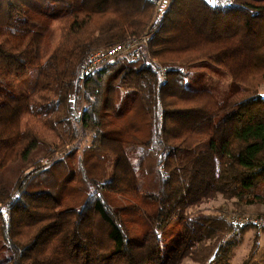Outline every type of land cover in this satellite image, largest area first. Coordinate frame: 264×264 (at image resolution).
I'll return each instance as SVG.
<instances>
[{"label":"trees","instance_id":"1","mask_svg":"<svg viewBox=\"0 0 264 264\" xmlns=\"http://www.w3.org/2000/svg\"><path fill=\"white\" fill-rule=\"evenodd\" d=\"M144 35L138 60L80 78L94 52ZM206 60L231 75L223 99L186 85ZM35 67L17 94L10 81ZM0 81V264H227L226 236L256 227L202 206L264 207V0L162 13L150 0H0Z\"/></svg>","mask_w":264,"mask_h":264},{"label":"rangeland","instance_id":"2","mask_svg":"<svg viewBox=\"0 0 264 264\" xmlns=\"http://www.w3.org/2000/svg\"><path fill=\"white\" fill-rule=\"evenodd\" d=\"M229 2L231 0H228ZM223 2V1H221ZM61 27L62 25L58 22H55L52 27V37L50 41V48H46L44 51V56L42 62L50 55V51L58 44L61 36ZM37 69L38 67L33 68L27 76L23 80H19L18 78H14L10 81L11 85L14 84L15 91L17 94H20V91H31L36 82L37 78ZM24 83V84H23ZM232 84V78L229 72L212 63L211 61H201L192 66L189 70V75L187 79L186 85L191 89H201V88H210L212 89L217 97L223 99L226 92H228L230 86ZM1 86H9V83L5 81H0ZM245 89L246 86L242 85ZM14 88V87H13ZM259 92L264 97V82L259 87ZM27 117L24 118V122H26ZM92 143V134L90 132L81 133V137L77 142L78 147L82 150L86 147L90 146ZM144 152V160L146 164V169L150 172V174L156 175V160L153 151L148 149H142ZM136 161V160H135ZM153 169V171H152ZM150 175V176H151ZM148 176V177H150ZM154 181L153 177L150 181ZM149 181V182H150ZM154 184V183H153ZM154 187V186H153ZM221 205L228 211H235L241 214H252L253 212L244 210V208H236L231 205V203H226L224 200L218 199L216 202L212 201L207 204H204L202 208L207 211L215 210V207ZM228 205V206H227ZM255 213V212H254ZM252 228V229H251ZM249 232L245 236H237L229 234L227 235V240L231 239L236 240V244L233 246L232 251L230 253L229 259L226 261L227 264H264V232L262 235L261 243L259 244V248L255 249V245L258 242L257 237H255L257 227H251ZM11 255V251L8 246L0 239V261L9 258ZM185 264H194L191 260H187Z\"/></svg>","mask_w":264,"mask_h":264},{"label":"built area","instance_id":"3","mask_svg":"<svg viewBox=\"0 0 264 264\" xmlns=\"http://www.w3.org/2000/svg\"><path fill=\"white\" fill-rule=\"evenodd\" d=\"M157 7L159 13L164 12L170 0H150ZM210 3H218L227 0H208ZM149 37L147 35L134 38L124 43H118L107 49H101L94 52L87 63L80 69V78L84 79L96 69L103 66L109 61H113L116 57L121 55H128V57L136 61L140 57L141 50L148 45ZM75 117H79L78 111L74 112ZM223 217L235 225L252 224L258 228H264V213L241 214L225 211Z\"/></svg>","mask_w":264,"mask_h":264},{"label":"crops","instance_id":"4","mask_svg":"<svg viewBox=\"0 0 264 264\" xmlns=\"http://www.w3.org/2000/svg\"><path fill=\"white\" fill-rule=\"evenodd\" d=\"M246 209H247V211H250V212H253V213L254 212L255 213H261V212L264 211V207L262 205H252V206L246 207ZM249 230H250V228L246 229L245 233L242 234V236H245L249 232ZM255 230H257L255 237H257L258 242L261 243V239H262V235H263L264 229L256 228ZM260 249H261V246H260ZM260 249H259V251H260Z\"/></svg>","mask_w":264,"mask_h":264}]
</instances>
